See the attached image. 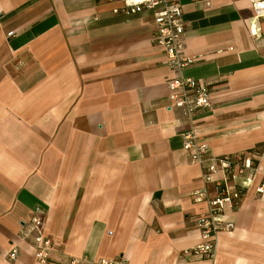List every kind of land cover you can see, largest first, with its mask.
I'll use <instances>...</instances> for the list:
<instances>
[{"label":"crops","instance_id":"obj_1","mask_svg":"<svg viewBox=\"0 0 264 264\" xmlns=\"http://www.w3.org/2000/svg\"><path fill=\"white\" fill-rule=\"evenodd\" d=\"M181 1L185 51L201 56L183 74L211 90L200 136L217 156L262 154L240 207L225 212L235 228L218 234L213 259L185 254L208 210L192 193L214 197L216 184L184 149L190 122L168 108L172 71L152 42L153 11L0 0V264H264V17L250 0ZM36 206L55 245L45 263L21 233Z\"/></svg>","mask_w":264,"mask_h":264},{"label":"built area","instance_id":"obj_2","mask_svg":"<svg viewBox=\"0 0 264 264\" xmlns=\"http://www.w3.org/2000/svg\"><path fill=\"white\" fill-rule=\"evenodd\" d=\"M256 19L264 17V0H250ZM143 10L153 11L155 28L152 42L161 47L164 62L171 69L172 76L168 79L170 102L169 109H177L190 122V129L183 134V146L192 163L204 169V179L214 181L216 195L210 197L205 190L197 189L192 196L195 202H207L208 210L196 217V225L202 241L185 254L213 259L217 250L218 234L232 231L233 221L225 218L228 209L240 207L242 192L248 187L259 171L260 151H248L230 155H215L209 144L200 136L196 127L199 112L207 111L212 106L209 85L196 78L184 76L183 71L196 63L201 56L190 55L184 45V8L181 0H122V6L115 7V13H137ZM259 30L251 28V34L259 36ZM11 34V33H10ZM256 191L264 197V183L256 187ZM28 222L21 225L22 237L32 236L35 258L39 263L47 262L49 254L55 248L51 237L43 230V209L36 206ZM30 232L25 233V229ZM19 256L18 246H13L8 259L15 261ZM85 260L69 259L67 264H83ZM90 264H128L126 257L102 258Z\"/></svg>","mask_w":264,"mask_h":264}]
</instances>
